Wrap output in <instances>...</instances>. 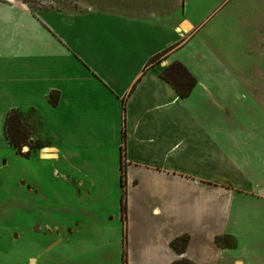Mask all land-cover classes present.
<instances>
[{
	"label": "crops",
	"instance_id": "1",
	"mask_svg": "<svg viewBox=\"0 0 264 264\" xmlns=\"http://www.w3.org/2000/svg\"><path fill=\"white\" fill-rule=\"evenodd\" d=\"M63 3L37 12L29 0H0L3 133L4 107L40 109L46 91L30 82L40 83L49 65L64 68L63 79L50 77L58 105L65 99L81 119L71 145L90 142L93 158L125 164L130 264H264V98L201 37L206 0H101L85 10ZM62 21L70 42L87 32L85 47L74 43L85 60H43L44 42L58 45L54 34L66 41ZM174 62L196 79L186 98L161 76ZM60 150L39 151L49 161ZM222 237L234 246L216 244ZM71 243L64 235L50 246Z\"/></svg>",
	"mask_w": 264,
	"mask_h": 264
},
{
	"label": "rangeland",
	"instance_id": "2",
	"mask_svg": "<svg viewBox=\"0 0 264 264\" xmlns=\"http://www.w3.org/2000/svg\"><path fill=\"white\" fill-rule=\"evenodd\" d=\"M62 1L65 8L72 5L82 10L101 4V0H29L30 8L37 12ZM206 2L205 11L197 19L204 25V42L219 48L222 56L241 70L240 75L248 74L254 93L264 98V0ZM67 26L71 24L62 21L57 28L66 41L54 34L58 45L44 42L41 54L47 63L86 59L74 45L76 41L85 47L86 31L82 39L70 42ZM49 66L40 83L30 82L32 89L46 91V100L39 99L36 105L40 109L10 104L4 107L5 120L11 111L25 115L23 132L29 137L27 144L41 141L61 150L59 158L49 161L42 158L39 150L30 156L21 155L3 133L4 123L0 124V264H130L131 228L127 214L121 216L122 194L127 207L130 197L127 188L121 187L120 159L107 162L106 158H93L90 142H85L84 147L71 145L81 119L73 116L65 99L62 105L54 103L50 76L54 71L56 79H63L65 69L59 74ZM22 96L26 99V94ZM80 127L86 131V127ZM14 138L20 139L15 132ZM24 147L23 153L29 150ZM64 235L73 243L50 246ZM244 252L242 248L240 253ZM32 258L37 261L34 263Z\"/></svg>",
	"mask_w": 264,
	"mask_h": 264
},
{
	"label": "trees",
	"instance_id": "3",
	"mask_svg": "<svg viewBox=\"0 0 264 264\" xmlns=\"http://www.w3.org/2000/svg\"><path fill=\"white\" fill-rule=\"evenodd\" d=\"M159 57H155L151 60V63L155 62ZM161 76L167 80L177 91L178 95L182 98H186L190 95L193 88L196 85V79L195 77L187 70V68L179 63L174 62L168 67H166L163 72L161 73ZM56 99H54V103L57 104L59 101V93L54 92ZM31 112H35L34 110ZM25 120V115L23 113H18L16 110L11 111L6 116L5 120V135L8 139L10 145L12 147H15L17 153L21 155H27L30 156L31 152H36L42 148L47 147L48 144H45L41 141L35 142L34 144H27V139L29 140V137L26 138L25 133L23 132V121ZM14 132L18 135L20 139L16 140L14 138ZM24 133V135H23ZM26 140V141H25ZM28 146L29 150L25 153H23V147ZM121 187L122 189L126 188V182H125V172H124V165L121 164ZM125 194H122V201H121V211L123 218L127 214V203L124 201ZM188 242V237L183 236L181 238H177L173 242V247L177 252H183L184 248ZM229 237H222L216 239V244L226 246V247H233L234 244H230ZM182 264V263H178ZM186 264V263H183Z\"/></svg>",
	"mask_w": 264,
	"mask_h": 264
},
{
	"label": "water",
	"instance_id": "4",
	"mask_svg": "<svg viewBox=\"0 0 264 264\" xmlns=\"http://www.w3.org/2000/svg\"><path fill=\"white\" fill-rule=\"evenodd\" d=\"M24 149H29V147L28 146H25Z\"/></svg>",
	"mask_w": 264,
	"mask_h": 264
}]
</instances>
